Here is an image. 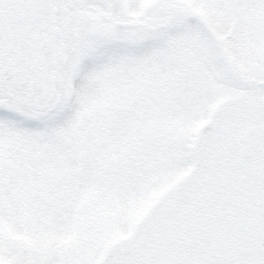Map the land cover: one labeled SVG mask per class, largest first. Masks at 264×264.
<instances>
[{
	"label": "rangeland",
	"instance_id": "rangeland-1",
	"mask_svg": "<svg viewBox=\"0 0 264 264\" xmlns=\"http://www.w3.org/2000/svg\"><path fill=\"white\" fill-rule=\"evenodd\" d=\"M109 4L142 24L88 45L56 109L0 87V264H97L187 171L206 108L264 70V0Z\"/></svg>",
	"mask_w": 264,
	"mask_h": 264
},
{
	"label": "flooded vegetation",
	"instance_id": "flooded-vegetation-1",
	"mask_svg": "<svg viewBox=\"0 0 264 264\" xmlns=\"http://www.w3.org/2000/svg\"><path fill=\"white\" fill-rule=\"evenodd\" d=\"M98 1L105 5L0 0V31L14 24L28 33L32 78L42 87L33 99L38 108L49 111L61 101L62 83L83 69L88 45L117 48L133 25L142 24L125 11L126 18L115 19L109 0ZM256 71L259 80L241 73L246 88L206 108L202 122L213 117L215 125L198 148L199 171L191 150L187 171L147 207L156 209L138 249L110 264H264V70ZM0 87L28 94L1 80ZM10 110V100L0 99V111Z\"/></svg>",
	"mask_w": 264,
	"mask_h": 264
},
{
	"label": "water",
	"instance_id": "water-1",
	"mask_svg": "<svg viewBox=\"0 0 264 264\" xmlns=\"http://www.w3.org/2000/svg\"><path fill=\"white\" fill-rule=\"evenodd\" d=\"M28 34L16 25L2 28L0 31V79L22 90H27L33 97L38 94L42 87L32 78L34 70L29 62ZM212 122L207 121L198 127L197 137L194 144L195 167L200 164L198 147L205 134L211 131ZM195 170L198 171V168ZM151 209L132 230V234L115 244L99 261L98 264H108L117 256L131 254L140 244L145 230L150 224L153 214Z\"/></svg>",
	"mask_w": 264,
	"mask_h": 264
}]
</instances>
